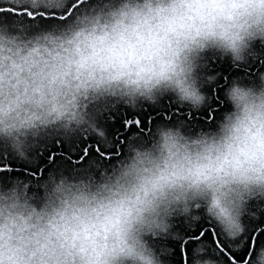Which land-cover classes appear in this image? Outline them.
<instances>
[{"label": "clouds", "instance_id": "clouds-1", "mask_svg": "<svg viewBox=\"0 0 264 264\" xmlns=\"http://www.w3.org/2000/svg\"><path fill=\"white\" fill-rule=\"evenodd\" d=\"M0 9L15 10L0 11V146L23 159L51 131L95 135L108 155L102 107L171 95L198 112L210 100L205 54L238 67L264 46V0H0ZM224 97L230 110L207 128L160 123L122 142L114 163L0 182V264H165L152 241L175 237L174 220H199L201 209L226 239L241 237L250 203L264 201V71L233 79ZM191 264L217 261L197 246ZM248 264H264V246Z\"/></svg>", "mask_w": 264, "mask_h": 264}, {"label": "trees", "instance_id": "trees-1", "mask_svg": "<svg viewBox=\"0 0 264 264\" xmlns=\"http://www.w3.org/2000/svg\"><path fill=\"white\" fill-rule=\"evenodd\" d=\"M41 22L51 21L42 18ZM204 65L201 70L204 83L202 90L210 100L200 111L191 112L187 107L178 106L171 95L161 97L155 105L143 104L136 108L117 103L105 105L99 110L97 119L107 137L114 141L107 156L102 157L95 151L100 143L95 135H66L51 131L34 143L27 159L20 158L6 147L0 146V182L6 183L16 178L35 181L38 177L43 179L53 171L63 170L67 174L74 167L92 170L94 164L101 160L105 165L114 163L119 157L113 153H122V142H126L141 129L147 130L160 123L175 125L183 121L186 131L211 126L213 118L220 119L223 112L230 110L224 97V89L228 83L235 78L249 83L256 79L258 72L264 71V46L257 42L253 46V56L247 64L238 67L233 65L230 58H222L215 52L205 54ZM213 77L215 79L209 83ZM169 116L172 117L171 120L167 119ZM134 120L140 121L139 127L135 124L127 126L128 121ZM262 205L264 201L250 203L248 214L243 218L246 230L236 240L226 239L201 209L197 213L200 215L199 220L176 218L172 229L176 236L156 239L152 244L158 253H163L161 259L165 264H191L192 252L197 246H203L206 255L216 260L217 264H248L254 255V249L264 246V212L259 210Z\"/></svg>", "mask_w": 264, "mask_h": 264}, {"label": "snow or ice", "instance_id": "snow-or-ice-1", "mask_svg": "<svg viewBox=\"0 0 264 264\" xmlns=\"http://www.w3.org/2000/svg\"><path fill=\"white\" fill-rule=\"evenodd\" d=\"M0 11H12L14 12V9H0ZM31 17V13L28 14ZM133 124H135L137 127L140 126V121L139 120H134V121H128L127 122V126L131 127ZM95 151L100 154L101 153V149L99 148V146L96 147ZM85 154H87V149H85ZM105 156H107V154H105ZM218 247H221L219 244L217 245Z\"/></svg>", "mask_w": 264, "mask_h": 264}]
</instances>
